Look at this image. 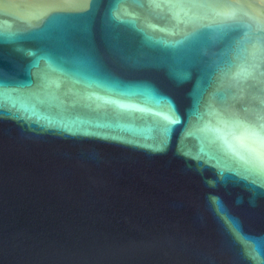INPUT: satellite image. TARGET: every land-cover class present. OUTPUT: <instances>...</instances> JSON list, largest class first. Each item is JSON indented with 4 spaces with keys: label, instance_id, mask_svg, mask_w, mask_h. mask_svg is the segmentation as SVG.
I'll return each instance as SVG.
<instances>
[{
    "label": "water",
    "instance_id": "water-1",
    "mask_svg": "<svg viewBox=\"0 0 264 264\" xmlns=\"http://www.w3.org/2000/svg\"><path fill=\"white\" fill-rule=\"evenodd\" d=\"M244 125L264 135L255 0H0V264H264Z\"/></svg>",
    "mask_w": 264,
    "mask_h": 264
},
{
    "label": "bare ground",
    "instance_id": "bare-ground-1",
    "mask_svg": "<svg viewBox=\"0 0 264 264\" xmlns=\"http://www.w3.org/2000/svg\"><path fill=\"white\" fill-rule=\"evenodd\" d=\"M12 7L25 6L29 13L44 12L47 9L53 7H59L71 2L83 1V0H6ZM260 5L264 6V0H255Z\"/></svg>",
    "mask_w": 264,
    "mask_h": 264
},
{
    "label": "snow or ice",
    "instance_id": "snow-or-ice-1",
    "mask_svg": "<svg viewBox=\"0 0 264 264\" xmlns=\"http://www.w3.org/2000/svg\"><path fill=\"white\" fill-rule=\"evenodd\" d=\"M172 2L178 4H185V3H199L202 2V0H172ZM233 123L239 125L242 124L243 122L236 120L233 121ZM244 127L249 135L257 137L260 140V142L264 144V135H261L260 132H258L256 129L248 125H244ZM257 159L260 162L261 167L264 168V155H258ZM230 220L231 218H229V221ZM234 235H236L241 242H247L251 240V237L247 236V234L243 233L239 228L236 229Z\"/></svg>",
    "mask_w": 264,
    "mask_h": 264
}]
</instances>
